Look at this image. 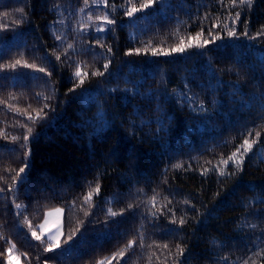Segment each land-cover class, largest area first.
<instances>
[{
	"label": "trees",
	"instance_id": "obj_1",
	"mask_svg": "<svg viewBox=\"0 0 264 264\" xmlns=\"http://www.w3.org/2000/svg\"><path fill=\"white\" fill-rule=\"evenodd\" d=\"M145 2L0 0V24L21 21L0 31V264L8 241L23 264H264V0H153L127 15ZM246 138L240 170L224 165ZM57 207L64 234L45 251L29 224L38 233Z\"/></svg>",
	"mask_w": 264,
	"mask_h": 264
},
{
	"label": "snow or ice",
	"instance_id": "obj_2",
	"mask_svg": "<svg viewBox=\"0 0 264 264\" xmlns=\"http://www.w3.org/2000/svg\"><path fill=\"white\" fill-rule=\"evenodd\" d=\"M85 3L87 4V0H85ZM152 4H153V0H146V2L144 4H142L140 6V8H136L135 6H133L130 9H128L127 10V15L128 16H132L133 13L138 12V11H141L142 9L149 8V7L152 6ZM239 4L241 6H243V5L246 4L248 7H251L252 0H239ZM231 6L232 7H235L236 6V0H231ZM16 11L22 13L23 12V9H19L18 8V9H16ZM2 15L4 17H7L9 15V13L4 12ZM239 16H240V13L239 12L236 13V20H239ZM91 19H92V17L90 16L89 17V20H91ZM97 19L98 20H101L103 24H111V23H113V21L110 20L107 15H105L104 17H97ZM236 20H234L233 23H236ZM20 22L21 21L14 19L11 23L0 24V31H7L9 28H11V25L12 24L18 25ZM216 26L217 25H215V24L213 25V27H216ZM225 29L227 30V33H228V36L229 37H235L237 35V32H236V29L235 28H230L229 29L228 26L225 25ZM105 30L106 29L103 26L96 27V31H98V32H102V31H105ZM247 34H248L247 27H245L244 35H247ZM202 35H203V30L201 32L197 33V36L195 37V39L196 40H199L200 36H202ZM209 35H212V33L209 32ZM258 35H260V33H258ZM56 38L58 40L60 39L59 36H57ZM220 38H221L220 36H216L215 37V39H220ZM208 43H209L208 40L203 41V44H205V45L208 44ZM200 46L201 45L198 43L197 44V47H200ZM72 47L73 46L71 44L68 45V48L69 49H71ZM185 47L186 46H185L184 40L181 39L180 45L178 47L173 48L172 51H174V52H184L185 51ZM187 47H192V44H188ZM137 51H139V50H137ZM153 54H156L155 53V50H153ZM56 58H57V60H60V56H57ZM16 64H20V61L19 60L15 61V63L12 64V65H10V67L15 68V65ZM24 66L25 67H29V65H27V64H25ZM32 67H35V65H32ZM108 67H109V65L107 63H105V65H104L105 70H107ZM39 70L40 71H44V69H42V68L39 69ZM103 74H104L103 72H93L92 73L93 76H95V75H103ZM86 75H87L86 73H83V74L81 73V71L79 70V67L77 68V71L75 72V76L80 78V83L81 84L83 83V77L86 76ZM70 90H74V89H70ZM43 99L46 100V99H48V97H44ZM45 107H48V105L45 104ZM41 112H42V110H41ZM37 115H38V118H40V119L43 118V116L41 115V113H38ZM29 119H32V118L29 117ZM33 123H35V120H33ZM31 131H32V129L29 128L28 129V132L31 133ZM249 135H251V133H249ZM259 135H260V133L258 132L257 133V137H259ZM13 139L16 140L17 137L14 136ZM23 139L25 141H28L29 137L27 135H25L23 137ZM253 143H256V140H252V142L250 143L249 140L246 138L244 140L243 144H241L239 147H237V149H236L235 152H233L226 160H223L222 161L224 163V165L227 166L228 163H229V161H232L235 164L237 170H240V166H241V164L243 162L244 154H247V152L249 150H251ZM24 146L26 147V145H24ZM241 149H243V154H240L241 153ZM11 151H14V149L11 150ZM237 154H240L239 159L238 160H234V157H236ZM27 155L28 154L26 153L25 156H27ZM26 167H27V164L25 163V167L20 168L19 169V172H17V174H16L17 177H19V180L20 181H22L24 179V177H22L20 174L25 172V168ZM175 167L179 168L181 166L180 165H175ZM217 170L219 171V173H220L221 176H224V175L228 174L224 170H219V169H217ZM207 171H208V169H205L204 172L202 173V175L203 174H206ZM234 174L235 173H232V175H234ZM18 183L19 182L17 181V179L13 178V183H12L11 187L9 188V191L10 192H16L17 187H18ZM2 191H3V189H0V192H2ZM95 191H96L97 194H99V185H97ZM153 199H155V197ZM84 200H85L86 203L91 202L92 201V193L89 192L84 197ZM129 207H131V205H129ZM16 208L17 209H20L21 208V205L20 204H16ZM55 212L59 214V213H61V209L57 208V209H55ZM122 213H123V210H121V213L120 214H122ZM117 214L118 213L112 211L111 209H109V211H108V215L109 216L115 217ZM48 215H52V213L46 214L44 223L37 226L38 229H39V234H37L36 228H33L32 225L29 224V228H30V230L32 232L33 239L38 240V241H41L42 243H45V241H42L41 238L46 235V231L48 229V219H47V216ZM85 215L87 216L88 213L85 212ZM173 217H175V213H173ZM25 222L28 223L27 217H25ZM172 223H175V219L172 220ZM184 223H185V220L183 218H181L180 219V224L183 225ZM253 227H255V226L253 225ZM78 231H79V227H77L74 231H71L67 235V239H65L63 242L65 244H68L69 241H71L73 239V237L76 235V232H78ZM63 234L64 233H63V231H62V229H61V227L59 225V220H58L57 221L56 232L47 235V246L45 248V251H51L53 248L59 247L60 246V237ZM8 243L11 246L7 249L8 253H9L8 260H7V264H13V260L15 259L18 262L20 260V256L13 254L14 253V249H15V245L12 244L11 241H8ZM133 244H134V240L133 241H129V243L127 245V249H131L133 247ZM140 246L143 247V239H142V237H141V245ZM164 247L167 248L168 245H164ZM177 248H178V250L180 251V253L182 255L183 254V249L180 248L179 245H177ZM125 251H126V249H122L119 253L114 254L113 259L115 258L116 255H119V256L122 257L124 255V252ZM256 255L257 256L264 255V250H261L260 252H257ZM225 259H227V258H225ZM249 259H251V258H249ZM98 264H105V262H104V260H101V261L98 262ZM109 264H111L110 261H109ZM244 264H248V260H245L244 261ZM252 264H256V262L253 261Z\"/></svg>",
	"mask_w": 264,
	"mask_h": 264
},
{
	"label": "rangeland",
	"instance_id": "obj_3",
	"mask_svg": "<svg viewBox=\"0 0 264 264\" xmlns=\"http://www.w3.org/2000/svg\"><path fill=\"white\" fill-rule=\"evenodd\" d=\"M57 208H59V207H57ZM57 208H53V209L48 210V211L45 213L44 219H43V221H42V223H41V224L44 223V220H45L46 214H48V213H52V215H48V216H47V219H48V229H47V231H46V235L43 236V238H46V240H47V235L56 232V227H57V221H58V220H59V225H60V227H61V229H62V216H63V210H62V208H59V209H61V213L58 214V213L55 212V209H57ZM37 234H39V229H38V233H37ZM61 237H62V235H61ZM61 237H60V240H61ZM13 254H14V255H19V256H20V260L17 262V261L14 259V260H13V264H23V263H22V259H21V255H20L15 249H14V253H13ZM8 255H9V253H8ZM7 260H8V257H7Z\"/></svg>",
	"mask_w": 264,
	"mask_h": 264
}]
</instances>
